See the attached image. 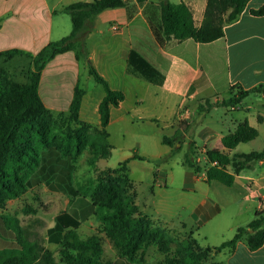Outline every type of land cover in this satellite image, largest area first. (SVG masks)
I'll use <instances>...</instances> for the list:
<instances>
[{"label":"trees","instance_id":"obj_1","mask_svg":"<svg viewBox=\"0 0 264 264\" xmlns=\"http://www.w3.org/2000/svg\"><path fill=\"white\" fill-rule=\"evenodd\" d=\"M249 1L208 0L204 19L200 26H196L193 13L186 3L163 0L160 3L163 39L178 42L192 39L201 44L216 41L225 35V26L239 18ZM124 3L122 0H93L70 4L57 11L70 16L72 30L67 36L49 42L36 55L19 49L0 52V61L23 55L31 58L33 65L28 81L23 83L12 79L5 70H0V210L8 200L23 196L34 183L40 182L38 176L49 152L59 153V162L75 163L84 148L90 145L92 156L89 165L92 169L96 168L100 159L109 158L112 145L108 141L107 127L111 108L118 107L124 101V93L113 90L89 61L90 76L103 86L105 92L98 109L100 126L94 128L98 136H94L88 133L92 125L80 120L85 94L82 87H75L68 111L55 112L44 105L39 85L44 68L57 55L74 51L78 60L87 59L86 39L95 28L97 16L106 9L123 6ZM252 14L264 15V6L253 10ZM128 64L131 73L150 82L161 84L164 80L163 74L135 50L130 52ZM232 90L236 94L227 100H205V104L197 108L196 114L207 113L215 107H233L251 95L264 93V84L250 90L234 86ZM192 124L190 119H186L181 121L172 136L164 135L162 142L172 148L171 154L181 150V147L175 148V144L183 145ZM258 136V129L247 120L238 123L234 131L223 136L224 151L208 150L209 164H214L206 170V180H215L231 187L237 175L250 170L256 162L263 161L264 150L230 153L238 145L251 142ZM197 151L192 138L185 153V163L196 174L202 170L197 161ZM132 158L124 160L119 170L127 174V165ZM129 181L127 177L106 179L101 173L88 183L78 182L77 187H70V202L80 196L86 201L84 204L89 205L81 215L76 210L73 211L74 217L67 213L59 215L56 225L49 230V239L58 244L60 259L64 264H118L104 260L99 237L82 239L76 230L71 229L79 224L80 219L86 220L91 214L96 216L104 233L112 240L120 259L129 262H139L136 258L140 253L150 246H156L165 255L172 254L163 264H223L216 261L208 263V260L224 251L232 252L240 241L245 242L250 250L264 245L263 211H257L246 226L238 227L231 239L215 248L202 247L193 234L177 242L165 229L156 226L150 217L140 213L134 196L129 193ZM216 212H219V208ZM0 230L9 234V231L13 232L20 245V248L0 249V264H56L50 250L45 249L38 240H30L23 235V227L17 217L0 214ZM173 243H177L175 250L171 247Z\"/></svg>","mask_w":264,"mask_h":264},{"label":"crops","instance_id":"obj_2","mask_svg":"<svg viewBox=\"0 0 264 264\" xmlns=\"http://www.w3.org/2000/svg\"><path fill=\"white\" fill-rule=\"evenodd\" d=\"M91 1L93 0H0V52L19 49L36 55L49 42L67 36L72 30V23L70 24L67 15L57 11L76 2ZM161 1L163 0H128L123 6L101 12L96 18L94 30L87 36V59L78 60L74 51H68L57 55L44 68L39 85L44 105L55 112L68 111L75 87H82L81 71L88 72L90 61L113 90L122 91L125 95L124 101L118 107L111 108L107 129L113 122L124 124L128 120L131 124L146 121L157 124V114L141 110V105L145 103L144 91L151 90L157 107L168 108L167 102H173V118L171 117L167 125L171 131L166 135L170 137L180 126L174 125L176 116H182L184 112L188 115L190 111L197 115V108L205 104L207 99L216 102L233 97L236 94L232 90L234 86L250 90L264 84V15L252 14L253 10L264 6V0H250L239 18L225 26V35L206 44L192 39L181 42L174 39L164 40L161 30ZM169 1L186 3L193 13L196 26L201 25L208 0ZM132 50L163 74L164 80L161 84L150 82L129 71L128 59ZM17 57L26 58L30 70L33 69L31 58L16 55L12 59ZM82 88L85 94L80 120L89 124L95 123L99 127L98 109L105 92L96 103L91 104L89 91ZM128 93L135 97L131 110L124 109ZM185 108L188 109L184 110ZM217 108L197 115L196 121L190 120L193 124L183 145L176 143L175 148L182 149L185 144L188 146L193 138L198 150L206 145L208 150L224 151L223 136L234 131L238 123L245 120L258 129V137L264 134V93L251 95L233 107H226L232 116L229 121L222 122L223 127L220 128L205 121L206 116L212 115ZM91 119H96V122ZM163 137L164 135L161 142ZM162 144L165 148L157 154L144 152L143 156L136 154L132 157L137 156L144 160L150 155L157 159L171 155L172 148L163 142ZM238 146L230 153L234 154ZM193 172V178L189 181L192 186L195 185L194 181L209 185L215 182L207 181L206 177L197 178L194 170ZM153 173L155 181H166L167 176L161 171L154 170ZM239 180L240 186L251 195L264 190V160L256 162L250 170L237 175L231 187L236 186ZM261 203L256 207L255 213L263 211L259 209ZM217 208L219 212H216ZM220 211L219 202L208 195L194 207L195 218L203 222L212 219ZM222 253L227 256L226 264H264V245L257 250H250L245 242L240 241L232 252Z\"/></svg>","mask_w":264,"mask_h":264},{"label":"rangeland","instance_id":"obj_3","mask_svg":"<svg viewBox=\"0 0 264 264\" xmlns=\"http://www.w3.org/2000/svg\"><path fill=\"white\" fill-rule=\"evenodd\" d=\"M67 19L71 24L69 15ZM0 70H5L12 79L23 83L29 78V61L23 57H17L15 60H1ZM80 85L89 91L92 97L91 104L96 103L104 92L103 86L97 83L87 70L81 71ZM144 94L145 103L141 105V110L149 114H157L159 120L157 124L150 121L131 124L129 120L124 124L113 122L107 129L108 141L112 145L110 156L107 159H100L95 169L89 165V159L92 156L90 145L84 148L75 163L59 162L61 159L59 153L49 152L44 161V168L38 176L40 182L34 183L23 196L8 200L6 206L0 210V214L17 217L23 227V235L30 240H38L45 249L50 250L56 264L64 263L60 259L58 244L49 239V230L56 225L59 215L67 213L74 217L75 210L81 215V212L89 205V203L84 204L86 201L80 196L70 202L72 194L69 189L77 187L78 182L88 183L101 173L106 179L129 178L127 187L129 193L134 196L140 213L150 217L156 226L165 229L177 242L193 234L202 247L215 248L231 239L238 227L246 226L254 217L255 209L261 202L259 209L264 212V190L251 195L240 186L241 180L233 187H227L217 181H213L211 186L194 180H192L195 182L194 186L192 183L189 184L194 172L185 163L187 144L181 150L163 159L153 157L152 155L165 148L161 137L170 134L171 129L167 125L171 121L173 102L169 100L168 108L162 106L161 109L156 106L151 90L144 91ZM133 99L135 100L134 95L128 93L124 109L131 110ZM186 109L188 108L184 110ZM230 116L232 114L227 112L226 107H218L212 115L206 116L205 121L220 128L223 127L222 122L230 120ZM180 117L181 115L175 117L174 125H180ZM188 117L196 121L198 116L194 111H190ZM91 120L96 122V119ZM91 125L93 128L88 129V133L98 136L94 130L97 125L95 123ZM263 149L264 134L251 142L240 144L234 152L249 153ZM144 152H151L152 155L144 160L131 159L127 165V174L119 170L124 160L136 154L143 156ZM196 156L200 159L202 170L195 174L197 178L203 179L210 165L204 160L199 150ZM154 170L164 173L167 176L166 181H155ZM188 184L191 187H188ZM206 195L219 202L221 211L212 219L203 222L195 218L194 207ZM77 218L81 217L77 216ZM71 229L76 230L82 239H88L91 236L99 237L103 246L104 260L118 264H163L172 255H165L156 246H150L137 256L136 259L139 261L137 263L120 259L112 240L104 233L96 216L92 214L86 220L80 219L79 224ZM9 232L11 234L0 230V249L20 248L16 235ZM171 247L175 250L177 243H173ZM214 261L226 264L227 256L223 253L213 255L208 263Z\"/></svg>","mask_w":264,"mask_h":264},{"label":"built area","instance_id":"obj_4","mask_svg":"<svg viewBox=\"0 0 264 264\" xmlns=\"http://www.w3.org/2000/svg\"><path fill=\"white\" fill-rule=\"evenodd\" d=\"M123 2H128V0H122ZM114 29H117V26H114L113 27ZM189 114L187 115V112L185 113L184 112V114L180 117L181 118V121H184V120H186V119H189ZM199 152H200V154L201 155H203V158H204V160L209 164V160H208V155H207V153H208V148H207V146L206 145H203L200 149H199ZM200 159L197 157V161L198 162H200L199 161ZM214 163H210L209 165L211 166V165H213ZM205 177H206V172H205Z\"/></svg>","mask_w":264,"mask_h":264}]
</instances>
